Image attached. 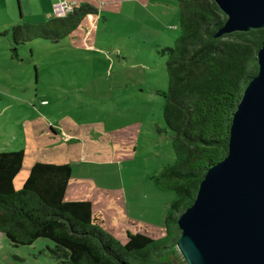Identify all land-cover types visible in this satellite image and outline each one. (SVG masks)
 Returning a JSON list of instances; mask_svg holds the SVG:
<instances>
[{
  "label": "rangeland",
  "instance_id": "rangeland-1",
  "mask_svg": "<svg viewBox=\"0 0 264 264\" xmlns=\"http://www.w3.org/2000/svg\"><path fill=\"white\" fill-rule=\"evenodd\" d=\"M54 0H0V152L23 150L20 189L36 162L67 163L68 201L90 200L103 228L165 235L173 191L152 178L175 161L164 120L167 56L180 35L177 0H73L87 14L60 43L15 46L11 29L41 23ZM17 49V50H15ZM0 264H62L56 244L14 245L0 232Z\"/></svg>",
  "mask_w": 264,
  "mask_h": 264
},
{
  "label": "trees",
  "instance_id": "trees-1",
  "mask_svg": "<svg viewBox=\"0 0 264 264\" xmlns=\"http://www.w3.org/2000/svg\"><path fill=\"white\" fill-rule=\"evenodd\" d=\"M177 2L181 33L173 46L161 51L167 56L169 76L163 113L173 133L175 161L152 178L158 189L175 193L164 216L165 235L129 233L121 243L103 228L90 200L66 199L73 174L70 164L36 162L17 189L15 179L25 153L2 151L0 232L14 245L50 239L62 264H186L177 248L178 218L195 201L207 170L228 154L234 113L259 71L264 27L217 37L227 16L215 0ZM91 13L98 10L83 4L66 17L14 25L13 44L36 39L60 43Z\"/></svg>",
  "mask_w": 264,
  "mask_h": 264
},
{
  "label": "water",
  "instance_id": "water-1",
  "mask_svg": "<svg viewBox=\"0 0 264 264\" xmlns=\"http://www.w3.org/2000/svg\"><path fill=\"white\" fill-rule=\"evenodd\" d=\"M227 19L216 36L264 27V0H215ZM258 74L234 113L227 156L211 166L178 218L186 264H264V40Z\"/></svg>",
  "mask_w": 264,
  "mask_h": 264
},
{
  "label": "built area",
  "instance_id": "built-area-1",
  "mask_svg": "<svg viewBox=\"0 0 264 264\" xmlns=\"http://www.w3.org/2000/svg\"><path fill=\"white\" fill-rule=\"evenodd\" d=\"M75 6L71 0H56L53 4V14L56 17H66L74 11Z\"/></svg>",
  "mask_w": 264,
  "mask_h": 264
},
{
  "label": "crops",
  "instance_id": "crops-1",
  "mask_svg": "<svg viewBox=\"0 0 264 264\" xmlns=\"http://www.w3.org/2000/svg\"><path fill=\"white\" fill-rule=\"evenodd\" d=\"M55 1H56V0H54L53 4L55 3ZM71 1H73V0H71ZM82 23H83V22H82ZM80 26H81V25H80ZM79 29H80V27H79ZM79 29H78V30H79ZM95 216H96V215H95ZM96 217L99 218L98 216H96ZM99 219H100V218H99Z\"/></svg>",
  "mask_w": 264,
  "mask_h": 264
}]
</instances>
